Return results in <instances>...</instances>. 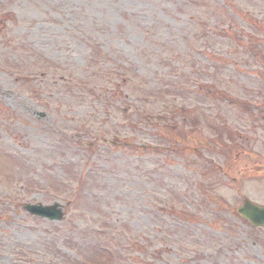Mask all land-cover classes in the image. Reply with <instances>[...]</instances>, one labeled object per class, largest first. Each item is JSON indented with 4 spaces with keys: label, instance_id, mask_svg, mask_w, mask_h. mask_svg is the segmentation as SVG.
<instances>
[{
    "label": "rangeland",
    "instance_id": "obj_1",
    "mask_svg": "<svg viewBox=\"0 0 264 264\" xmlns=\"http://www.w3.org/2000/svg\"><path fill=\"white\" fill-rule=\"evenodd\" d=\"M261 165L264 0H0V264H264Z\"/></svg>",
    "mask_w": 264,
    "mask_h": 264
},
{
    "label": "water",
    "instance_id": "obj_2",
    "mask_svg": "<svg viewBox=\"0 0 264 264\" xmlns=\"http://www.w3.org/2000/svg\"><path fill=\"white\" fill-rule=\"evenodd\" d=\"M24 208L34 215L47 217L52 220H59L63 215L61 205L56 202L50 205L25 204ZM237 212L251 224L264 228V206L244 199Z\"/></svg>",
    "mask_w": 264,
    "mask_h": 264
},
{
    "label": "flooded vegetation",
    "instance_id": "obj_3",
    "mask_svg": "<svg viewBox=\"0 0 264 264\" xmlns=\"http://www.w3.org/2000/svg\"><path fill=\"white\" fill-rule=\"evenodd\" d=\"M193 124H194V126H195V124L197 125V122H196V120H194ZM195 141H196V139H195ZM228 161H231V159H230V157H229V156H228ZM258 168H260V167H258Z\"/></svg>",
    "mask_w": 264,
    "mask_h": 264
},
{
    "label": "trees",
    "instance_id": "obj_4",
    "mask_svg": "<svg viewBox=\"0 0 264 264\" xmlns=\"http://www.w3.org/2000/svg\"><path fill=\"white\" fill-rule=\"evenodd\" d=\"M108 73V72H107Z\"/></svg>",
    "mask_w": 264,
    "mask_h": 264
}]
</instances>
